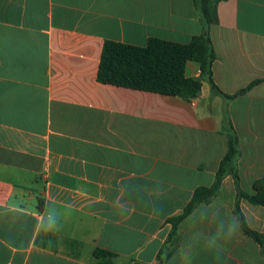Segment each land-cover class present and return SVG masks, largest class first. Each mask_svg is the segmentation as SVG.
Wrapping results in <instances>:
<instances>
[{"label": "crops", "instance_id": "0c3cea01", "mask_svg": "<svg viewBox=\"0 0 264 264\" xmlns=\"http://www.w3.org/2000/svg\"><path fill=\"white\" fill-rule=\"evenodd\" d=\"M197 1L0 0V264H97V249L118 264H264L229 174L168 241L230 134L239 189L264 179V0H214L212 79L230 98L194 61L189 101L97 80L105 41L199 36ZM238 205L264 235V207Z\"/></svg>", "mask_w": 264, "mask_h": 264}, {"label": "trees", "instance_id": "16d2710c", "mask_svg": "<svg viewBox=\"0 0 264 264\" xmlns=\"http://www.w3.org/2000/svg\"><path fill=\"white\" fill-rule=\"evenodd\" d=\"M197 6L204 25L199 36L191 38L187 44H179L157 38H149L143 47L124 43L105 41L102 47L101 59L97 71V80L103 84L154 92L177 97L184 101L195 98L200 91V80L187 78L184 73L185 63L194 61L199 65V77L206 81L211 90L227 99L231 96L222 94L212 79V65L215 60L208 27L216 23L215 1L198 0ZM251 83L238 93L249 89ZM237 140L232 133L228 136V146L225 156L220 161L210 187H199L184 206L182 213L168 219L171 230L168 241L175 234L177 225L187 217L200 203L209 202L217 193L226 175H232L236 185L235 214L242 234L252 239L264 253V235L248 227L238 205L240 199L253 206L264 207V179L257 180L252 185V192L245 193L238 187V176L235 170L237 156ZM97 264H118L115 255L97 249L93 252Z\"/></svg>", "mask_w": 264, "mask_h": 264}, {"label": "water", "instance_id": "95a60500", "mask_svg": "<svg viewBox=\"0 0 264 264\" xmlns=\"http://www.w3.org/2000/svg\"><path fill=\"white\" fill-rule=\"evenodd\" d=\"M196 80L199 81V78H197Z\"/></svg>", "mask_w": 264, "mask_h": 264}]
</instances>
